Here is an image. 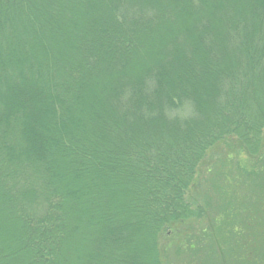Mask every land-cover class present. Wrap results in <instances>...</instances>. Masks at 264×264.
Here are the masks:
<instances>
[{"label":"trees","instance_id":"obj_1","mask_svg":"<svg viewBox=\"0 0 264 264\" xmlns=\"http://www.w3.org/2000/svg\"><path fill=\"white\" fill-rule=\"evenodd\" d=\"M263 131L264 0H0V264H163L177 227L242 244L192 192L232 137L221 176L263 226Z\"/></svg>","mask_w":264,"mask_h":264},{"label":"rangeland","instance_id":"obj_2","mask_svg":"<svg viewBox=\"0 0 264 264\" xmlns=\"http://www.w3.org/2000/svg\"><path fill=\"white\" fill-rule=\"evenodd\" d=\"M191 112L189 106L185 107L183 111H176L181 116L191 114ZM226 140L229 144H221L207 152V158L200 169L197 182L200 189L194 190L192 194H199L200 198L196 200L207 204L208 217H211V214L214 213H221L220 211H223L224 208H229V211L238 208L237 210L241 215L239 219L241 222L243 221L241 225L246 229V235L240 241L242 244H236V242L238 243L236 235L226 233V236H228L227 241H224L220 249H216L210 240H206L209 237L200 230V227L191 226L192 231H189L188 228L177 227L176 233L180 239L190 232L192 235L197 236L200 247L195 244L192 250L191 248H183L179 238L173 235L167 238L162 235L159 238V244L163 245L166 250L164 257H162L163 264H264V230L260 234L261 225L258 224L259 221L249 211L253 210L251 205L256 201L253 198L254 187H252V191L245 188L247 186L246 182V184L236 182V186L233 183L227 184L222 177L228 171L225 158L230 155L234 159L237 154L235 153L234 144L236 142L234 138L228 137ZM234 195H237V197L235 198ZM248 215L251 217H247ZM201 222L203 223V220ZM263 227L264 225L261 226V228ZM229 241L231 242L229 243ZM203 245H205L204 248Z\"/></svg>","mask_w":264,"mask_h":264}]
</instances>
